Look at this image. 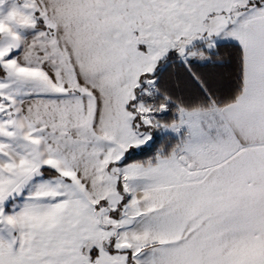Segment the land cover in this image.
I'll return each instance as SVG.
<instances>
[{"label": "snow or ice", "instance_id": "obj_1", "mask_svg": "<svg viewBox=\"0 0 264 264\" xmlns=\"http://www.w3.org/2000/svg\"><path fill=\"white\" fill-rule=\"evenodd\" d=\"M0 264H264V0H0Z\"/></svg>", "mask_w": 264, "mask_h": 264}, {"label": "trees", "instance_id": "obj_2", "mask_svg": "<svg viewBox=\"0 0 264 264\" xmlns=\"http://www.w3.org/2000/svg\"><path fill=\"white\" fill-rule=\"evenodd\" d=\"M157 71H160V72H167V71H169L167 64L166 63H162L161 65H158ZM131 151L133 152V155L134 156L139 157V155H142V153H136L135 150H131Z\"/></svg>", "mask_w": 264, "mask_h": 264}, {"label": "rangeland", "instance_id": "obj_3", "mask_svg": "<svg viewBox=\"0 0 264 264\" xmlns=\"http://www.w3.org/2000/svg\"><path fill=\"white\" fill-rule=\"evenodd\" d=\"M131 151V150H130Z\"/></svg>", "mask_w": 264, "mask_h": 264}]
</instances>
